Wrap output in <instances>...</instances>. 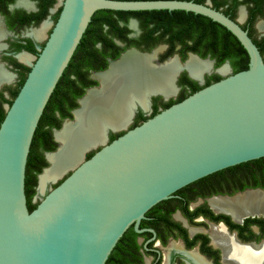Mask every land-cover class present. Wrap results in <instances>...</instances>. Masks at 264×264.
<instances>
[{"label": "water", "instance_id": "obj_1", "mask_svg": "<svg viewBox=\"0 0 264 264\" xmlns=\"http://www.w3.org/2000/svg\"><path fill=\"white\" fill-rule=\"evenodd\" d=\"M59 5L58 20L44 47L33 56L17 97L5 105L7 113L0 125V264H106L131 225L141 231L140 222L153 206L203 177L264 157V58L248 31L235 20L191 0H62L61 4L58 0L53 12ZM103 9L185 10L205 15L239 39L249 53V68L203 87L111 142L109 131L127 128L130 122L123 128L107 129L106 141L89 150L102 147L88 159L89 150L84 152L80 163L41 201L36 202L35 195L33 201L38 205L30 211L26 168L33 137L93 15ZM156 50L130 48L119 58L109 59L108 68L99 73L108 71L130 51L150 55ZM167 61L159 62L158 52L151 64L161 66ZM0 65L16 76L1 59ZM225 67L230 70L229 64ZM185 69L175 75L176 92L178 77ZM204 74L197 77L190 72L199 81ZM3 85L0 81V89ZM88 92L73 110V118L54 129L59 146L46 153L49 165L39 174L40 193L44 192L41 175L52 165L49 155L62 147L57 132L75 121ZM153 94L148 98L149 107Z\"/></svg>", "mask_w": 264, "mask_h": 264}, {"label": "flooded vegetation", "instance_id": "obj_2", "mask_svg": "<svg viewBox=\"0 0 264 264\" xmlns=\"http://www.w3.org/2000/svg\"><path fill=\"white\" fill-rule=\"evenodd\" d=\"M19 1L0 0V24L4 34L2 37L0 33V59L10 71L16 74L15 79L17 78L15 84L12 85L13 82L4 84L0 91H3L5 87L18 86L21 74L25 73V70L17 66L13 60L30 67V63L22 61L19 56L27 52L31 56L39 54L58 20L59 16L57 18L55 16L62 8V5H59L53 12L58 3L56 0L52 6L47 8L45 18L37 22L36 15L46 10L48 0H27L31 5L30 8L21 5ZM191 1L207 4L239 23L243 29L248 31L264 58V0ZM164 15L159 18L145 15L120 18L117 29L110 25H105L104 29L110 33L109 36L115 44L125 48L124 51L133 47L149 52L157 49L155 52L157 54L159 52V62L169 61L175 56H178L181 62H186L194 56L210 59L211 68L205 71L204 80H196L200 85L206 84L209 79L212 80L217 75L225 77L224 72L221 71L225 64L230 65V74L233 73L234 65L230 59L241 58L246 53L249 55L239 39L237 38V41L233 36L229 38L221 25L205 19L194 20L188 17ZM51 20L54 24H51L45 38L39 40L29 35L33 29L40 28L46 21L51 22ZM21 45H32L36 52L20 48ZM96 46L102 48L105 45L101 41ZM107 48V52L111 54L117 52L112 45H108ZM221 58L230 59L220 63L218 59ZM109 59H113L112 55L106 54L104 58L100 55L99 58L88 60L89 68L83 67V73L81 72L83 76L79 78V86L75 89L77 94H80L82 90L85 91L76 100L79 106V100L86 95L88 90L100 85L101 82L96 77L99 72L108 68ZM105 60L107 67L99 68ZM185 74L195 80L190 76L187 68L183 70L177 80L179 86L177 92L174 86L175 92L170 96L167 95L168 98L161 92L153 94L151 105L147 108L137 104L135 113L133 111L134 116L131 117L130 128L110 130L108 142L111 141L112 134L126 132L133 128L137 121L140 122L142 117L152 116L155 110H163L166 103L189 93L191 86L186 81ZM92 80L97 81V84H93ZM6 94H8L7 91L5 96ZM73 110H71L72 114ZM54 140L56 141L55 136ZM45 143L47 142L42 143L40 150L47 160L46 153L49 151L45 150ZM101 147L89 150L85 159H88L90 152H95ZM37 178L36 191L39 174ZM251 189L264 191V164H259L253 169L249 167L229 169L214 177L202 178L188 184L148 210L140 222L141 231H137L134 224L128 228L122 249L116 252L115 248L113 249L114 256L109 264H227L224 254L225 245L218 241L217 234L214 235V229L221 230L238 246L253 247L259 250L264 247V210L260 209L254 215L241 218L236 217L231 210L216 208L213 204L217 199H232L239 193L243 194ZM244 257L248 264L256 260V256L251 253L245 254Z\"/></svg>", "mask_w": 264, "mask_h": 264}, {"label": "bare ground", "instance_id": "obj_3", "mask_svg": "<svg viewBox=\"0 0 264 264\" xmlns=\"http://www.w3.org/2000/svg\"><path fill=\"white\" fill-rule=\"evenodd\" d=\"M62 3V0H60ZM21 5L31 7L27 0H20ZM49 22L40 28L33 29L29 35L41 40L45 38ZM0 33L3 32L0 24ZM156 52L150 55H139L134 51L128 52L121 61L114 62L108 71L97 75L101 86L92 89L82 101V109L76 112L75 121L67 122L57 132V139L62 144L58 153L50 154L52 165L41 175L40 189L45 191L47 184L62 177L83 159V153L90 147L106 141V130L127 126L137 104L148 106V98L153 93L170 95L175 92V75L181 68H187L193 75L201 77L210 70L211 62L191 57L182 64L174 57L161 66L152 65ZM20 59L26 63L33 61V56L23 53ZM226 73L227 68L224 67ZM221 70V71H222ZM15 75L0 65V81L9 84ZM176 87V86H175ZM216 208L231 210L236 217L243 213L264 210V191H248L232 199H217ZM218 241L225 246L224 254L227 264H248L244 255H255V262L264 264V247L256 250L253 247L238 246L221 230H213ZM253 261V260H252Z\"/></svg>", "mask_w": 264, "mask_h": 264}, {"label": "trees", "instance_id": "obj_4", "mask_svg": "<svg viewBox=\"0 0 264 264\" xmlns=\"http://www.w3.org/2000/svg\"><path fill=\"white\" fill-rule=\"evenodd\" d=\"M56 0H48V6L45 8L46 10L42 12L41 14L36 15L37 22L39 20L44 19L45 16L47 15L48 12V7L52 6ZM198 2V1H194ZM200 3V2H198ZM202 3V2H201ZM62 9V8H61ZM61 9L58 14H56L55 18H57L61 12ZM164 14H167L166 16H172L175 15L177 17H188L189 19H194V20H200V19H205L208 20L212 23L221 25L224 27L226 31V35L230 38L233 36L235 39L237 37L230 31L228 30L225 26L222 24L213 21L211 18L202 15V14H196L194 12H188L185 10H167V9H162V10H141V11H115V10H108V9H103V10H98L95 12V14L92 17V21L90 22L86 32L84 33L80 44L78 45L68 67L65 69L62 77L60 78L50 100L48 101L46 108L44 110V113L39 121L38 127L36 129L35 135L33 137L30 153L28 156V162H27V168H26V194H27V201H28V206L30 211L35 209L38 205V203H35L34 197L36 195V188L35 186L37 185L38 181V174H40L45 167L49 165L48 161L45 159V156L43 152L40 150L41 145L43 142L45 143V150L46 151H55L58 147V143L54 140L53 136V130L55 128H61L62 123L65 118H73L72 111L73 109L77 108L79 106L78 102L76 101L77 98L81 95L84 94V90L81 91L80 94H77L75 91L76 87L79 86V78L83 76V67L87 66V68L90 67L88 60L93 58H99L100 55L101 57L104 58V55H112L113 59H117L120 56V53L124 51L125 48L118 46L115 44L112 40V37L109 36V32L105 31L104 27L105 25H110L113 28H118V20L120 18H128L129 16H138V15H145L149 16L151 18H159L161 16H165ZM116 28V29H117ZM103 42L105 45L102 48H99L96 46L99 42ZM238 41V39H237ZM108 45H112L117 49V52L115 54H111V52H107V47ZM241 45V44H240ZM242 46V45H241ZM243 47V46H242ZM20 48H27L31 52H36V49L32 45H27L23 46L21 45ZM244 49V48H243ZM245 53L246 50L244 49ZM230 58H221L218 59L220 63H223L225 60H229ZM233 62L234 65V71L233 73H237L242 70H246L249 68L250 65V56L246 53L245 56L241 58H231L230 59ZM17 66L23 68L25 70V73L21 74V81L18 84L17 87H5L3 91H0V125L2 121L4 120L6 116V109L4 107L5 104H12L14 99L17 97L21 87L23 86L28 73L31 70V67H27L23 64L17 63L15 60H13ZM107 67V61L105 60V63L101 65L99 68H106ZM87 71V70H86ZM82 72V73H81ZM187 79L186 81L188 84L191 86V90L189 93L184 94L182 97L178 98L175 101L168 102L165 104L164 109L170 107L171 105L178 103L182 100H184L186 97L189 95L193 94L194 92L202 89L203 87L210 85L211 83H214L216 81L221 80L222 76H215L214 79H209L206 84L200 85L196 80H193L187 75H184ZM93 84H97V81H93ZM8 92L9 96H5V92ZM73 101L71 103V101ZM160 111L155 110V112L152 114V116L149 117H142V120L139 122L137 121L134 125L133 128L141 124L142 122L146 121L150 117L155 116L158 114ZM125 132L117 133V134H112L111 136V141L114 139L118 138ZM110 141V142H111ZM98 151V150H97ZM96 152V151H95ZM95 152H90L88 154V158L94 155ZM259 164L263 165L264 164V157L251 160L248 162H244L226 169H223L221 171L215 172L213 174H210L206 177L203 178H209V177H214L218 174L223 173L224 171L226 172L229 169H238L242 167H249L250 169L255 168V166H258ZM202 179V178H201ZM64 180V179H63ZM63 180H61L57 185H59ZM200 180V179H199ZM56 185V186H57ZM55 186V187H56ZM127 233L128 230L124 233V235L121 237L119 242L117 243L115 247V252L117 250L122 249L123 244L126 241L127 238ZM112 256L114 254H110L109 259L107 260L106 264H109L111 262Z\"/></svg>", "mask_w": 264, "mask_h": 264}, {"label": "rangeland", "instance_id": "obj_5", "mask_svg": "<svg viewBox=\"0 0 264 264\" xmlns=\"http://www.w3.org/2000/svg\"><path fill=\"white\" fill-rule=\"evenodd\" d=\"M60 4H61V1H60ZM46 22H49V21H46ZM45 22V23H46ZM52 22V23H51ZM51 22H49L50 23V26H51V24H54V22L51 20ZM50 26L48 27V29L50 28ZM48 29H47V31H48ZM47 31H46V33H47ZM32 63V62H31ZM31 65V64H30ZM223 71V70H222ZM227 71H228V69H227ZM225 71L226 73H224V75L225 76H227V75H229L230 74V71ZM17 79V78H16ZM16 79L14 78L13 79V83H12V85L13 84H15V82H16ZM6 105V104H5ZM130 125H131V123L128 125V127L127 128H130ZM100 146H102V145H98L97 147H95V148H93V149H97V148H99ZM92 150V149H91ZM90 150V151H91ZM69 172H71V170L70 171H68V172H66L65 174H64V176H62V177H60L59 179H57V180H55L54 182L52 181V182H49L48 183V185H47V187H46V189H45V191L43 192V193H40L39 192V190H38V187H37V191H36V202H39V201H41V199H43L59 182H60V180H62L64 177H66V175H68L69 174ZM38 186H39V184H38Z\"/></svg>", "mask_w": 264, "mask_h": 264}]
</instances>
